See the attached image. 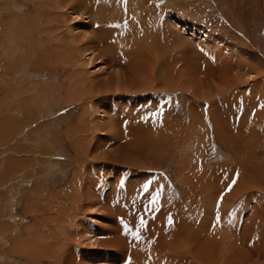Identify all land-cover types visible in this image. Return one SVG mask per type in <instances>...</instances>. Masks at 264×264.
<instances>
[{
  "label": "rangeland",
  "instance_id": "obj_1",
  "mask_svg": "<svg viewBox=\"0 0 264 264\" xmlns=\"http://www.w3.org/2000/svg\"><path fill=\"white\" fill-rule=\"evenodd\" d=\"M42 1L38 15L41 0H0V264H61L68 257L66 264H264V0L166 4L185 22L170 21L162 41L164 56L171 50L174 62L182 60L173 69L185 66L183 88L174 76L157 103L172 123L169 138L151 151L124 147L137 151L126 163L113 149L129 141L128 126L147 120L141 113L148 107L131 112L100 60L68 63L65 47L85 40L71 39L70 12ZM90 29L95 37L94 23ZM95 85L102 94L87 96ZM114 109L125 115L118 134L124 140L104 142L87 157L102 134L92 126L103 120L97 112H107V121ZM150 179L152 207L123 215L115 191L129 183L146 192ZM90 184L94 209L82 199ZM89 231L101 247L87 240ZM173 240L182 242L171 252ZM47 244L60 247L57 263L39 258Z\"/></svg>",
  "mask_w": 264,
  "mask_h": 264
},
{
  "label": "bare ground",
  "instance_id": "obj_2",
  "mask_svg": "<svg viewBox=\"0 0 264 264\" xmlns=\"http://www.w3.org/2000/svg\"><path fill=\"white\" fill-rule=\"evenodd\" d=\"M28 1L31 2L32 4L37 3V0H25V2H28ZM169 1L170 0H53V4H54L55 8L66 9L67 12H70L68 14H70L72 17H74L73 22L75 21L74 22L75 24L69 27V31L71 30L70 34H72L71 39L75 40L78 37H82V39L85 40V41L82 40L85 43H83V44L81 43L80 48H77V46H75V44H73V43H71L67 47H65V49H67V51H66L67 53H66V57H65V59H67V62L72 63V64H76V63L78 64L79 62H82L83 66H87L89 64L94 63L97 60H100V63H103L107 70H112L113 73H109V75L111 76V78L113 80L112 83L115 84L116 91H123L125 93L126 98H127L126 105L130 107L129 108L130 111L133 110L134 107H136V106L142 105V106L148 107V108H146L147 110H145L141 113V117H142L143 121H145L147 119L145 122L140 123V124H134V128L132 127V129L130 128V126H128V128H126L128 130V133H129L128 134L129 141L124 140V138L122 136L118 135L119 132L122 131L121 130L122 125L121 126L119 125V124H122V121H120V117H122V119H124L125 115L120 116V112H119V114H117L116 113L117 109L116 110L114 109L112 111V114H113L112 118L111 119L109 118L106 121L107 118L105 116L107 115V112L106 113L104 112L102 114H100L101 112H97V114H99L103 117V120H100L96 125H93L92 123L91 124H92V126H95V128L93 127L95 129V131L98 130L102 134L105 133V136H102V134H101V135H98L95 137L96 143L92 144L93 147L89 146V148L91 150L87 151V153H86L87 157L91 151L93 153L99 152L101 150L102 146L104 145L103 144L104 142H107V144H108L109 142L112 143L113 141H115L113 143V145H115L117 140H121V141L124 140L120 144V146H118V147L116 146V148H114L113 151L115 152L114 155L117 153V155L120 158L122 157V159H124V160L117 159L118 161L121 160V161H125V163H126V160L130 159L134 154L137 155V151L134 150L133 152H128L126 154L124 152V150L121 151L124 147L128 146L129 148H131V146L134 143H137L139 150L143 149V147L147 146V148H145V150L151 151V148L153 146H155L156 144L157 145L162 144L166 141V138L167 139L169 138V134H170L169 132L173 127L172 123H170L166 117H162V115H161L162 112L159 109V107H157L158 106L157 103L160 100L163 101V96L161 95L163 90H166V91L168 89L171 90L170 85H171L172 81L174 80V76L179 77L178 78L179 81L178 80H177L178 82L176 81L177 85L180 88H183L182 84L184 82V78L186 75L184 65L178 66L177 69H173V67L171 66L172 62L176 65L177 63L182 61V60L181 61L176 60L178 62H174V59L175 58L178 59L177 58L178 56L174 57L175 56L174 55L173 56L174 58H172L171 57L172 54H170V52L173 53V51L169 50L170 52L168 51L169 55H167V56H164V53H162V51H163L162 50V41H163L165 35L167 34L168 26L171 27V25H168V23L170 21H172L175 24H183V26H185V22L183 21V19H181V18L178 19L176 16L172 15V13H171V15H169V13L171 11H168V8L166 7L167 6L166 4H169ZM179 1L182 2L181 4L184 3L182 0H179ZM14 2H16V0H14ZM41 2L39 4L37 3L38 6L35 5L36 6V7L34 6L35 8L33 7L34 10H36L38 15L41 13L42 6H44L42 0H41ZM45 2H47V1L44 0V3ZM174 2H176V0ZM162 5H163V7H162ZM18 8L23 9V8H25V6L20 5V6H18ZM33 13H34V11H33ZM26 20H27V18H26ZM81 21L83 22L82 25L80 24V23H82ZM13 22H15V21H13ZM92 23L95 24V30H96V34H97L95 37H90V36H92V32L90 29L92 27ZM40 25H41V23H39L38 27H40ZM76 25H80V27H76ZM22 26H23L24 30H26V27L32 28L29 25L27 26V24L22 25ZM35 29H36V26H35ZM81 29L83 30V32L75 34V32L77 30L79 32V30H81ZM38 30L44 31L42 27H40V29H38ZM96 37L98 39H96ZM77 43H79V42H77ZM98 46H100V47L102 46V48H98ZM68 52H70V54ZM75 53H76V55L74 56L73 54H75ZM109 53L111 54V56L108 58ZM62 56L63 55H60L61 58H63ZM87 56H89V59H90L89 63L86 61ZM78 60H79V62H78ZM79 64L81 65V63H79ZM176 70H178V71H176ZM76 77H77L76 79L79 83L80 78H79V76H76ZM160 80L167 83L168 85H165V83L161 84L162 82H160ZM80 83H81V81H80ZM262 83H264V82H262ZM262 87H264V86H262ZM262 87H260V88H262ZM84 88H86V87H84ZM100 88H101L100 85H95L90 90L89 93L87 91V93H88L87 96L93 97L95 94L96 95L102 94L103 89H101L102 92H99ZM102 88H104V87H102ZM93 92H96V93L94 94ZM157 92H159V93H157ZM118 95H116V96H118ZM114 97H115V95H114ZM261 101H264V100H261ZM70 103H72V102H70ZM119 104H121V103H119ZM255 104H253L254 107L256 106ZM261 107H263L262 111H264V104H262ZM120 110H123V109L121 108ZM109 114H111V113H109ZM257 115H258V113H257ZM179 128H182V127L179 126ZM90 130H91V128H90ZM90 130H89V132H90ZM181 131H182V129H181ZM84 132H86V130H84ZM126 135H127V132H126ZM253 135L254 134H252V136ZM79 141H78L79 143L84 142V138L83 137L80 138ZM78 142H75V143L73 142V145L76 149V152L79 153L80 148H77L75 146V145L79 144ZM110 145L112 146V144H110ZM110 151L111 150L105 151V153H104V155H106L108 158L112 157V155H113V153H111L112 151L111 152ZM150 151H147V152H150ZM142 152L140 151L138 153L142 154ZM149 154H151V153H149ZM91 155H93V154H91ZM111 160H112V158H111ZM144 177H145V175H144ZM123 180H124V178H123ZM131 180L132 179H130V181ZM133 180L136 181L135 178ZM150 180H151V182L149 184L145 182L146 184H148V185L145 184L147 186L146 192L144 190H141V189L137 190L135 188H129L128 187L129 183L127 184V186L124 185L125 189H121L120 191H118V190L115 191L114 195H117V196H116V199L114 202L116 203L118 209L121 208V210L123 211L121 213L123 215H127L128 213L132 212L133 210H136L137 211L136 214L139 217V213H140L139 210L140 209H142L140 211H143V208L146 207L144 210L147 211L148 208L152 207V203L154 201L152 200L153 197H151V192L153 191L155 182L153 179H150ZM127 181H129V180L127 179ZM134 181H132V182H134ZM147 181L149 182V180H147ZM133 186H137V185H133ZM92 187H93V185L90 184V186L87 187V189H85L86 192L84 191L82 194L83 202H85V205H87L89 207V209H94V208H96V205H98V204H96V203H98V198L96 199V197H98V196H97L95 190L92 189ZM155 199H157V198H155ZM157 201H158V199H157ZM104 202H100V204L102 205V203H104ZM103 213H105V212H103ZM134 213H135V211H134ZM142 213L144 214V212H142ZM136 214H135V216H136ZM144 215H146V214H144ZM105 216L108 217L107 214ZM131 217H132V215H131ZM133 218H134V216H133ZM147 220H149V219H147ZM149 223H150V221H149ZM150 224H153V223H150ZM89 225H92V224H89ZM92 227H93V225H92ZM138 227L143 228L140 226H138ZM177 227L180 228V230L182 231V228H183L182 225H179ZM139 231H141V230H139ZM179 232H177V233H179ZM89 233L90 234H88V237L89 236L92 237L93 232L89 231ZM174 233H176V232H174ZM84 234H87V233H84ZM93 238H95V236L92 238L89 237V238H87V240L91 241L92 245H96L97 242H99V240L97 241L96 238L93 240ZM58 241L59 240H54V244H56V242L58 243ZM179 242L181 243L182 241H174L173 240V242H169L168 246H169V249L171 252H172V250L176 251L175 249H178ZM61 243H63V240ZM182 244H184V243H182ZM101 245L103 246V244H101ZM46 246H47L46 249H48L49 251L46 250L47 253H45L41 256L39 255L40 256L39 258H44V259L48 260L49 263H53V262H55V257L57 255V254H55V251L61 252L59 249L60 247L54 251V250H51V247H49L50 244H47ZM65 246H67V244ZM97 246L101 247L98 244H97ZM182 248H184V246H181L180 249H182ZM52 249H54V247ZM67 249H68V246H67ZM134 249H136V248L131 247V250H130L131 254H133L134 251L136 252V250H134ZM165 256L166 255H164L163 257H165ZM70 258L71 257H68L61 264H66L70 260ZM158 258L161 259L160 255ZM52 260H53V262H52ZM56 260H58V257H56ZM163 260H165V259H163ZM149 262L151 263V260H149ZM157 262H158V259H157ZM38 263L41 264L40 260L35 261L34 264H38ZM55 263H57V262H55Z\"/></svg>",
  "mask_w": 264,
  "mask_h": 264
}]
</instances>
